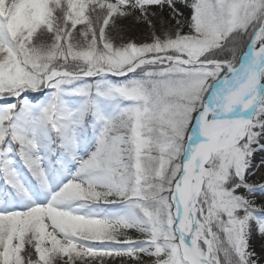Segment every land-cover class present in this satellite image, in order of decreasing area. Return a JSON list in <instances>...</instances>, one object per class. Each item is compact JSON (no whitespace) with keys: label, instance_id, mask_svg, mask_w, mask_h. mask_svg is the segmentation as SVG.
Wrapping results in <instances>:
<instances>
[{"label":"snow or ice","instance_id":"1","mask_svg":"<svg viewBox=\"0 0 264 264\" xmlns=\"http://www.w3.org/2000/svg\"><path fill=\"white\" fill-rule=\"evenodd\" d=\"M257 239L264 0H0V264H264Z\"/></svg>","mask_w":264,"mask_h":264},{"label":"trees","instance_id":"2","mask_svg":"<svg viewBox=\"0 0 264 264\" xmlns=\"http://www.w3.org/2000/svg\"><path fill=\"white\" fill-rule=\"evenodd\" d=\"M132 34L135 36L139 35V33H136V32H133ZM262 246H264V240H261V239H257L252 245V247L254 248V250L257 252L258 255L262 251ZM107 264H121V260L119 258L117 259L108 258Z\"/></svg>","mask_w":264,"mask_h":264},{"label":"rangeland","instance_id":"3","mask_svg":"<svg viewBox=\"0 0 264 264\" xmlns=\"http://www.w3.org/2000/svg\"><path fill=\"white\" fill-rule=\"evenodd\" d=\"M258 175H259V174H258ZM133 235H134V236H138V234H135V233H134Z\"/></svg>","mask_w":264,"mask_h":264}]
</instances>
